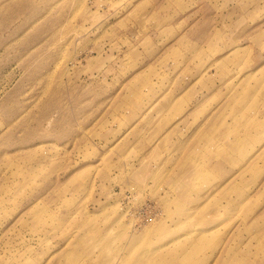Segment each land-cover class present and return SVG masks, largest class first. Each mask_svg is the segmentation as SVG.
Wrapping results in <instances>:
<instances>
[{
	"label": "rangeland",
	"instance_id": "obj_1",
	"mask_svg": "<svg viewBox=\"0 0 264 264\" xmlns=\"http://www.w3.org/2000/svg\"><path fill=\"white\" fill-rule=\"evenodd\" d=\"M0 264H264V0H0Z\"/></svg>",
	"mask_w": 264,
	"mask_h": 264
}]
</instances>
